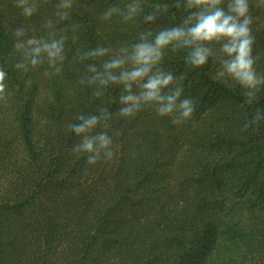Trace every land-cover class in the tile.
Here are the masks:
<instances>
[{
    "label": "trees",
    "instance_id": "trees-1",
    "mask_svg": "<svg viewBox=\"0 0 264 264\" xmlns=\"http://www.w3.org/2000/svg\"><path fill=\"white\" fill-rule=\"evenodd\" d=\"M233 3L215 7L235 16ZM247 5L251 85L228 71L229 38L187 35L207 5L0 0V264H264V0ZM176 28L185 37L136 63L137 45ZM169 75L160 115L167 99L143 85Z\"/></svg>",
    "mask_w": 264,
    "mask_h": 264
},
{
    "label": "clouds",
    "instance_id": "clouds-1",
    "mask_svg": "<svg viewBox=\"0 0 264 264\" xmlns=\"http://www.w3.org/2000/svg\"><path fill=\"white\" fill-rule=\"evenodd\" d=\"M197 6L207 5L214 8V11L197 13L196 15V26L191 28L187 33L188 36H191L194 41H213L220 38H229V43L223 46V50L232 55L235 53V58L228 64V71L234 73L242 81L247 82L248 84L254 83V75L252 74L251 68L253 61L250 58L251 53V40L249 36V27L250 19L247 17L248 5L247 0H234L233 4L229 5V11L234 12L236 15L226 14L222 8L215 7L220 3V0H191ZM25 14H31V9H25ZM238 17H245L242 23L238 21ZM151 19V17H148ZM185 33L182 29L176 28L171 31H162L156 38L155 46L152 45H137L135 50L134 59L137 64L150 65L156 59H159L161 56L160 49L166 47L173 40H179L185 37ZM188 41L185 39V43ZM32 43V41H29ZM55 47V45H53ZM40 49H36V52H39ZM203 49H197L193 57V63L196 65H202L205 62L206 56ZM51 54V53H50ZM33 63H36L33 60ZM122 61L115 60L112 63L108 64V68L119 67ZM148 67L137 68L130 73H123L122 78L126 80H137L145 76L148 72ZM5 73L0 71V92H3V79ZM172 77L169 75L164 78L150 77L148 82L143 85L147 90L145 93H142V96L146 100H159L164 101L167 99V103L163 104L159 109L160 115H166L173 111L175 104V97L169 96L167 98L159 95V90L162 86H167L171 82ZM106 83V81H105ZM176 95H179L177 93ZM125 102L132 101L135 102L138 98L134 96H126L122 98ZM180 107L183 109L182 115L184 117H189L192 112L189 101L185 100ZM125 114H128L132 111L131 108L122 110ZM96 123V119L92 118L86 121L85 125L77 127L75 131L77 133L85 131V129ZM101 142L102 147H106L110 141L104 136L100 135L98 138ZM83 149L86 151H93V143L91 140L86 139L83 144ZM111 157V152L108 153ZM89 163H95L94 158L89 159Z\"/></svg>",
    "mask_w": 264,
    "mask_h": 264
}]
</instances>
